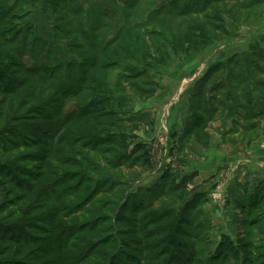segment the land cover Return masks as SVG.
Here are the masks:
<instances>
[{
	"label": "rangeland",
	"instance_id": "374dc122",
	"mask_svg": "<svg viewBox=\"0 0 264 264\" xmlns=\"http://www.w3.org/2000/svg\"><path fill=\"white\" fill-rule=\"evenodd\" d=\"M260 157L264 0H0V264H264Z\"/></svg>",
	"mask_w": 264,
	"mask_h": 264
},
{
	"label": "trees",
	"instance_id": "16d2710c",
	"mask_svg": "<svg viewBox=\"0 0 264 264\" xmlns=\"http://www.w3.org/2000/svg\"><path fill=\"white\" fill-rule=\"evenodd\" d=\"M74 93L75 94H78L76 91ZM144 154H145L144 155L145 156L144 162H145L146 165H149V162L148 161L150 160V156H151L150 151H146V153H144ZM251 223L252 224H255V222H251ZM251 223H250V225H252ZM41 243H43V242L41 241ZM60 253L61 252L59 250L58 251H55L53 247H50V245H45V246L42 247L41 251L39 252V255H43L44 254V257H40L41 260H43V261L46 260V258H52L53 261H57V259L59 258V254ZM42 264H53V263L50 262V261H45Z\"/></svg>",
	"mask_w": 264,
	"mask_h": 264
},
{
	"label": "crops",
	"instance_id": "0c3cea01",
	"mask_svg": "<svg viewBox=\"0 0 264 264\" xmlns=\"http://www.w3.org/2000/svg\"><path fill=\"white\" fill-rule=\"evenodd\" d=\"M254 146V145H253ZM253 146L250 147L249 151H246L248 152L250 155L254 154L255 153V150L253 148ZM260 149V148H259ZM258 150V149H257ZM253 159V157H252ZM257 164V163H256ZM255 167H253V170H255V172L257 173L256 175H259L261 176V178L264 179V158L262 159L260 157L259 159V162L258 164L256 165V169H254ZM260 207H264V199L262 200L261 202V206Z\"/></svg>",
	"mask_w": 264,
	"mask_h": 264
}]
</instances>
